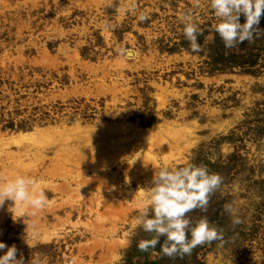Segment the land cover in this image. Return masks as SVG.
I'll list each match as a JSON object with an SVG mask.
<instances>
[{"label": "rangeland", "instance_id": "1", "mask_svg": "<svg viewBox=\"0 0 264 264\" xmlns=\"http://www.w3.org/2000/svg\"><path fill=\"white\" fill-rule=\"evenodd\" d=\"M215 22L208 0H0V179L31 176L48 201L0 205V241L17 259L142 264L130 256L149 235L136 218L154 172L208 160L226 164L209 202L222 238L185 259L264 264V16L259 37L225 48L231 63L219 67Z\"/></svg>", "mask_w": 264, "mask_h": 264}, {"label": "clouds", "instance_id": "2", "mask_svg": "<svg viewBox=\"0 0 264 264\" xmlns=\"http://www.w3.org/2000/svg\"><path fill=\"white\" fill-rule=\"evenodd\" d=\"M200 0H193L199 7ZM215 23L213 30L219 35L225 48L238 43L251 42L258 38L259 23L264 16V0H208ZM241 16L244 17L241 23ZM146 17L140 15L143 21ZM183 35L193 52L200 51L197 37L200 30L190 13L180 16ZM129 55V53H124ZM221 177L210 172L207 166L192 162L177 163L174 166L162 165L154 172L151 186L146 188L147 199L140 207L136 224L150 238L137 242L141 252L154 249L164 237L160 251L168 257L190 254L198 245L222 238V231L210 224L206 216L191 219L188 213L195 209L206 211L210 195L221 185ZM10 200L22 209L40 210L48 201L38 181L26 175H16L0 179V205ZM224 211L231 217L233 225L242 221L231 203L224 205ZM27 242V240H26ZM7 247L6 251H3ZM0 264H25L23 255L17 259L16 245L6 246L0 241ZM28 264H39L36 258H29Z\"/></svg>", "mask_w": 264, "mask_h": 264}, {"label": "trees", "instance_id": "3", "mask_svg": "<svg viewBox=\"0 0 264 264\" xmlns=\"http://www.w3.org/2000/svg\"><path fill=\"white\" fill-rule=\"evenodd\" d=\"M226 53L227 52H226L223 41L221 40L219 35L217 33H215V31H214V40H213V43L211 45V56H210V58L212 59V64L214 65V67H217V66L219 67L220 65H222V63H225V64L231 63V54L228 56V55H226ZM247 61H248V63H250L249 65H253L256 62V60L254 58H247ZM240 63H242V62H240ZM9 126L14 127L15 126L14 122H10ZM20 128H24V129L27 128V124L25 123L24 125H21ZM203 165L207 166V168L210 172L217 173L219 170L223 169L226 164H224L223 161L210 162L207 160V161L203 162ZM227 168L229 169L230 167H227ZM212 197H213V195L211 194L210 198H209V202H210V199H212ZM209 202H208V206H207L206 211H201L200 209H195L192 212L187 214L188 217L195 220L201 216H206L208 218V220L211 221L212 208H211V205ZM198 210L200 211V214L196 215V214H198ZM215 226H217L216 228L221 227L222 222H217L215 224ZM150 236H151V234H149L147 238H150ZM163 238L164 237H160V242L155 246V249L158 251V255H157L156 260H150L148 258L149 253L151 252V249H149L147 252H141L137 248V243L134 244L133 248L131 249L130 259L134 256L144 258V261L142 262V264H162L165 261L171 260L172 257L165 256L160 251L161 243H163V241H164ZM175 258L180 260V264H190L185 259V256H182V257L181 256H175Z\"/></svg>", "mask_w": 264, "mask_h": 264}]
</instances>
